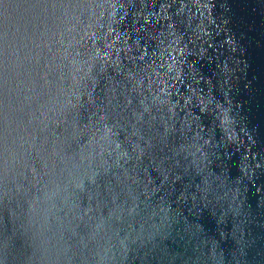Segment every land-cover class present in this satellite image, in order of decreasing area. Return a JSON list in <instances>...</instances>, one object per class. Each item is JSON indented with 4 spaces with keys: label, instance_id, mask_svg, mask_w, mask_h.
<instances>
[{
    "label": "water",
    "instance_id": "95a60500",
    "mask_svg": "<svg viewBox=\"0 0 264 264\" xmlns=\"http://www.w3.org/2000/svg\"><path fill=\"white\" fill-rule=\"evenodd\" d=\"M0 264H264V0H0Z\"/></svg>",
    "mask_w": 264,
    "mask_h": 264
}]
</instances>
